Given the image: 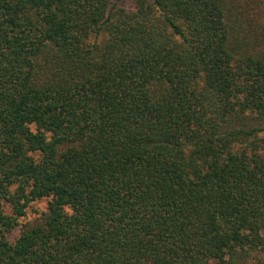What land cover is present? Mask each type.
I'll use <instances>...</instances> for the list:
<instances>
[{
  "label": "trees",
  "instance_id": "1",
  "mask_svg": "<svg viewBox=\"0 0 264 264\" xmlns=\"http://www.w3.org/2000/svg\"><path fill=\"white\" fill-rule=\"evenodd\" d=\"M261 135L264 0H0V264H264Z\"/></svg>",
  "mask_w": 264,
  "mask_h": 264
},
{
  "label": "rangeland",
  "instance_id": "2",
  "mask_svg": "<svg viewBox=\"0 0 264 264\" xmlns=\"http://www.w3.org/2000/svg\"><path fill=\"white\" fill-rule=\"evenodd\" d=\"M122 1H125V0H122ZM261 137H264V135H261ZM48 202H49L48 199H43V200H39V201L32 203L27 209L26 216L20 220L21 225L32 222L36 220L37 218L41 217L42 213H45L47 211ZM7 211L11 212V209L9 206H7ZM20 228L21 227L17 228L16 230H14L12 233L8 235V238L10 239V241H14L19 236Z\"/></svg>",
  "mask_w": 264,
  "mask_h": 264
}]
</instances>
